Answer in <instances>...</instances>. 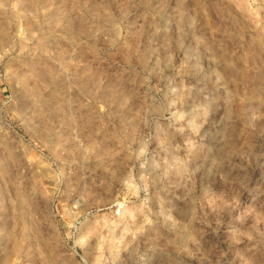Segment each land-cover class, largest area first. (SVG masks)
I'll list each match as a JSON object with an SVG mask.
<instances>
[{
	"label": "rangeland",
	"instance_id": "rangeland-1",
	"mask_svg": "<svg viewBox=\"0 0 264 264\" xmlns=\"http://www.w3.org/2000/svg\"><path fill=\"white\" fill-rule=\"evenodd\" d=\"M0 264H264V0H0Z\"/></svg>",
	"mask_w": 264,
	"mask_h": 264
}]
</instances>
